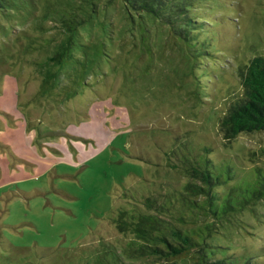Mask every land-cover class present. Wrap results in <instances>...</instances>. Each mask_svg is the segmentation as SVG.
Here are the masks:
<instances>
[{
	"label": "rangeland",
	"instance_id": "rangeland-1",
	"mask_svg": "<svg viewBox=\"0 0 264 264\" xmlns=\"http://www.w3.org/2000/svg\"><path fill=\"white\" fill-rule=\"evenodd\" d=\"M195 3L212 60L122 0H0V153L18 164L0 171V264L107 263L105 250L133 238L115 220L133 208L122 188L177 189L186 157L229 164L226 188L264 175V132L226 139L220 125L264 55V0ZM214 240L264 264V196Z\"/></svg>",
	"mask_w": 264,
	"mask_h": 264
},
{
	"label": "trees",
	"instance_id": "trees-1",
	"mask_svg": "<svg viewBox=\"0 0 264 264\" xmlns=\"http://www.w3.org/2000/svg\"><path fill=\"white\" fill-rule=\"evenodd\" d=\"M122 1L138 15L166 24L186 45H199L196 60H212L213 26L195 0ZM241 76L242 94L229 103L220 122L226 139L264 132V55L253 56ZM183 163L190 181L166 195L137 196L122 188L120 197L132 200L133 208L118 210L115 220L123 230L129 228L133 238L119 249L105 250V264H141L145 258L165 264H250V256L226 251L214 234L230 213L264 196V175L257 172L253 181H236L226 188L235 179L229 164L218 166L208 155L186 157Z\"/></svg>",
	"mask_w": 264,
	"mask_h": 264
},
{
	"label": "crops",
	"instance_id": "crops-1",
	"mask_svg": "<svg viewBox=\"0 0 264 264\" xmlns=\"http://www.w3.org/2000/svg\"><path fill=\"white\" fill-rule=\"evenodd\" d=\"M4 130H9V129H4ZM1 130H0V135H1ZM2 141H0V143H1ZM3 143V142H2ZM4 144V143H3ZM5 145H8L11 149V151H13L12 152V154L13 155H15L16 153H14V152H16L15 151V149L12 147V145L8 142V143H6ZM7 155V154H6ZM18 160V159H17ZM20 161V160H19ZM11 165H18L17 163H13V164H10L9 162H8V160L6 159V157L4 156V155H2L1 153H0V171H2V169L4 168V166H6V167H8V166H11ZM16 167H18V166H16Z\"/></svg>",
	"mask_w": 264,
	"mask_h": 264
}]
</instances>
